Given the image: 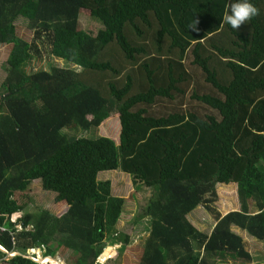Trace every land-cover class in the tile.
I'll return each instance as SVG.
<instances>
[{
    "label": "trees",
    "instance_id": "1",
    "mask_svg": "<svg viewBox=\"0 0 264 264\" xmlns=\"http://www.w3.org/2000/svg\"><path fill=\"white\" fill-rule=\"evenodd\" d=\"M249 2L260 15L234 30L221 24L229 0H0V45H11L0 86V245L21 256L37 248L52 256L62 246L72 264H96L116 243L124 249L122 197L74 200L60 215L22 213L29 200L16 199L36 180L63 196L119 170L148 193L133 219H150L139 264L250 263L233 231L264 242V0ZM82 8L101 28L81 29ZM18 19L32 29L30 41L17 35ZM43 55L64 66L30 71ZM190 68L210 92L189 93ZM186 96L212 113H151L161 99ZM113 115L118 145L68 133ZM217 184H236L238 211L217 212ZM197 207L215 218L209 235L187 219Z\"/></svg>",
    "mask_w": 264,
    "mask_h": 264
},
{
    "label": "rangeland",
    "instance_id": "2",
    "mask_svg": "<svg viewBox=\"0 0 264 264\" xmlns=\"http://www.w3.org/2000/svg\"><path fill=\"white\" fill-rule=\"evenodd\" d=\"M79 24L81 29L84 31H94L95 29L101 28L97 15L87 8H82L80 10ZM15 25L17 35L20 38L25 41H30L32 39L33 31L24 20L18 19ZM10 47L11 45H0V86L6 75L5 62L9 54ZM40 47L42 46L40 45ZM48 59L49 58H47L46 55H43L42 59L39 61L31 59L29 70L33 72L47 70L48 61L52 62L55 66H64L59 59ZM186 65L189 66L188 61H186ZM190 70L195 74V82L189 89V93H192L194 89H197V93L199 94L202 92H210L211 88L203 82L199 70H195L194 68H190ZM86 76L87 75H84V78L88 79L89 77ZM179 108L195 110L201 115L212 113L211 109L189 99L188 96L184 99H180L179 97H176L174 100L161 99L158 103L152 106L151 113L161 115L166 114L171 110H178ZM68 133L77 134L75 138L97 139L99 137H107L112 139L115 144L118 145L120 134L119 119L117 115H113L105 120L97 129H90L85 132L84 130L78 128V131H68ZM98 177L99 182L91 189H78L63 196L50 191H44L41 187L40 181L36 180L29 185L25 193L17 194L16 199L20 203L29 200L22 213L27 211L35 212L37 209H47L55 215H60L74 200L84 202L86 199L94 200L96 198L109 195L124 198L123 211L116 228L119 233L127 235L129 237V241L124 249L120 248V243L106 247L104 252L109 250V253L103 254L104 256L102 259L105 260L102 264H139L144 242L149 231L150 219L145 218L135 224L133 219L145 203L148 193L147 191H135L130 177L119 170L101 172ZM215 189L217 200L214 203V207L221 216H224L228 212L239 210L236 185L217 184ZM20 215L21 212L12 217L15 219V217ZM187 219L196 229L207 235L210 234L216 224L214 216L206 212L202 207H197L190 212V214L187 215ZM233 231L236 234H239L243 240L246 241L247 249L251 254V262L247 264H264V242H258L240 229L234 228ZM13 253L15 252H12L11 254ZM43 253L44 251L42 249L35 251V254L43 255ZM14 256L15 255H6L5 257H0V264H13L10 260ZM30 257H33V253L28 252L26 255L19 257L14 264H27L28 259L32 261ZM52 258L56 260L57 264H72L74 255L71 250L58 246L53 251ZM41 262L43 263L45 261L42 260L40 263ZM229 264L234 263L230 262Z\"/></svg>",
    "mask_w": 264,
    "mask_h": 264
},
{
    "label": "clouds",
    "instance_id": "3",
    "mask_svg": "<svg viewBox=\"0 0 264 264\" xmlns=\"http://www.w3.org/2000/svg\"><path fill=\"white\" fill-rule=\"evenodd\" d=\"M259 15H260V9H258L254 4L250 3L249 0H229V3L227 5V11L223 15V19H222L221 24L222 25L227 24L232 29L237 30L240 28L241 25H245L246 22H248L249 20H251L254 17H257ZM198 23H199L198 20L193 22V26H192L193 30H196L195 25ZM16 214L17 213L12 214V216H14ZM12 216H11V218H12ZM19 217L20 216L15 217L14 222ZM10 221H11V219H10ZM31 250L29 252H31ZM12 252H14V251H12ZM12 252H9L6 250V253H10V255H13V254H11ZM0 253L4 254L5 256L8 255L6 253H3L2 251H0ZM44 256L49 257V255H44Z\"/></svg>",
    "mask_w": 264,
    "mask_h": 264
},
{
    "label": "built area",
    "instance_id": "4",
    "mask_svg": "<svg viewBox=\"0 0 264 264\" xmlns=\"http://www.w3.org/2000/svg\"><path fill=\"white\" fill-rule=\"evenodd\" d=\"M11 222L14 223V218L12 217L11 218ZM20 229V227H18ZM0 232H6V228L4 227H0ZM13 240V238H12ZM13 244H14V241H13ZM40 248H37V249H32L31 250V253H33V257L30 259L32 260L33 264H43V263H39L38 260H40V258H43V257H46L43 255H40V254H35V251L39 250ZM43 250V249H42ZM0 251H4L6 252V250L0 245ZM104 260L101 258L100 260L96 261V264L99 263V264H102Z\"/></svg>",
    "mask_w": 264,
    "mask_h": 264
},
{
    "label": "bare ground",
    "instance_id": "5",
    "mask_svg": "<svg viewBox=\"0 0 264 264\" xmlns=\"http://www.w3.org/2000/svg\"><path fill=\"white\" fill-rule=\"evenodd\" d=\"M109 251H105L104 254H107ZM104 255H102V258H103ZM45 259V260H44ZM47 261V260H50V261H53L55 264H56V260L55 259H50L49 257H45V258H40V260L38 261L40 263V261ZM42 263V262H41Z\"/></svg>",
    "mask_w": 264,
    "mask_h": 264
},
{
    "label": "water",
    "instance_id": "6",
    "mask_svg": "<svg viewBox=\"0 0 264 264\" xmlns=\"http://www.w3.org/2000/svg\"><path fill=\"white\" fill-rule=\"evenodd\" d=\"M2 252H3V253H6V252H4V251H2ZM6 254L10 255V253H6ZM13 255H15V256H21V254L18 253V252L13 253ZM49 258H50V259H53L51 256H49Z\"/></svg>",
    "mask_w": 264,
    "mask_h": 264
},
{
    "label": "crops",
    "instance_id": "7",
    "mask_svg": "<svg viewBox=\"0 0 264 264\" xmlns=\"http://www.w3.org/2000/svg\"><path fill=\"white\" fill-rule=\"evenodd\" d=\"M229 185H233V184H229ZM234 185H236V184H234Z\"/></svg>",
    "mask_w": 264,
    "mask_h": 264
}]
</instances>
